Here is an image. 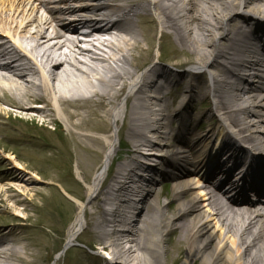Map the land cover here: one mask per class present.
<instances>
[{
  "label": "bare ground",
  "instance_id": "bare-ground-1",
  "mask_svg": "<svg viewBox=\"0 0 264 264\" xmlns=\"http://www.w3.org/2000/svg\"><path fill=\"white\" fill-rule=\"evenodd\" d=\"M118 1L0 0V103L25 114L17 121L41 117V125L55 126L92 157L89 232L112 261L264 264V222L228 218L217 211L216 192L264 183V0ZM104 29L113 36L110 56L89 38ZM157 32L158 63L151 64ZM162 51L170 67L160 64ZM204 74L208 81L196 93L209 108L193 112L194 81ZM120 120L116 141L110 122ZM201 120L206 127L196 124ZM145 130L156 134L143 142ZM13 132L10 140L33 143ZM119 143L131 144L135 158L112 169ZM150 158L154 165L144 161ZM242 160L245 171L235 168ZM159 175L169 178L172 197L164 209L153 190ZM136 182L138 198L126 218ZM74 202L64 252L84 227V205ZM114 224L125 230L116 232ZM17 232L0 229V264H36L40 256L22 246ZM119 237L127 245L120 241L114 250Z\"/></svg>",
  "mask_w": 264,
  "mask_h": 264
},
{
  "label": "rangeland",
  "instance_id": "rangeland-1",
  "mask_svg": "<svg viewBox=\"0 0 264 264\" xmlns=\"http://www.w3.org/2000/svg\"><path fill=\"white\" fill-rule=\"evenodd\" d=\"M61 1L69 2V0ZM68 4L73 6L72 2ZM56 6L63 7L59 4ZM39 14H44V12L40 10ZM155 37L151 64L158 63L160 33L157 32ZM110 51L113 53L112 50ZM82 60L84 61L85 58ZM159 62L163 66H169L163 51ZM171 68L180 73L184 70ZM0 73L3 72L0 70ZM207 81L208 74H204L200 79L197 78L194 81L193 112L206 111L209 108L207 102L198 103L199 95L196 93L198 88L204 86ZM93 82L97 83L96 77ZM84 83L86 84L85 80ZM176 84L180 85L181 82L177 81ZM177 87L172 86L171 89H180ZM178 98L173 100L171 108L177 106ZM0 113L2 114L0 122L5 123V125L0 124V127L7 128L9 134L14 131L13 133L20 137L33 140V143H20L10 140L8 132L4 136L0 134V229L17 230V233L23 238L22 246H25L33 256H40L36 264H117L116 261H112V257L106 258V256H112L110 250L104 251L92 244L93 237L89 232V212L95 211L92 205L94 198L86 195L93 177V173H89L87 170L91 165L92 157L67 143L58 130H54L55 126L47 123L41 125L40 119L42 118L39 116H37L36 123L17 121L18 116L25 114L4 103H0ZM200 123L204 127L207 125L202 120L196 124L200 125ZM121 124L122 120L117 121L116 124L110 122L111 136L116 141V129ZM150 132L149 130L146 132L149 139L150 136L156 134ZM140 140L145 142L146 138ZM152 149L157 150L156 147ZM130 150H132V145L129 144L126 148L123 143H119L111 168L125 163L130 156L135 158L134 154H130ZM144 161L154 165L151 158L149 161ZM80 165L83 167L81 168ZM152 165L151 167H153ZM130 166L133 165L130 164ZM9 173L18 174L21 178H10L7 175ZM132 185L134 192L130 198H135V190L140 184L136 182ZM153 190L157 195L158 205L164 209V205L172 200L169 178L166 175H159ZM74 201L84 205V227L64 252L67 232L77 210ZM128 202L130 204L132 201ZM123 244L127 245L126 242Z\"/></svg>",
  "mask_w": 264,
  "mask_h": 264
}]
</instances>
